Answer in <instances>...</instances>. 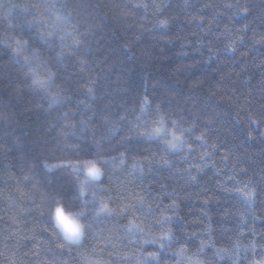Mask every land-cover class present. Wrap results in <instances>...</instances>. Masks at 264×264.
<instances>
[{"label":"trees","instance_id":"trees-1","mask_svg":"<svg viewBox=\"0 0 264 264\" xmlns=\"http://www.w3.org/2000/svg\"><path fill=\"white\" fill-rule=\"evenodd\" d=\"M157 121L160 138L138 135ZM102 138L127 153L97 164L113 177L98 185L83 165ZM54 188L83 194L57 205ZM85 204L94 230L123 242L94 241L70 264H136L140 235L117 223L129 219L157 238L149 251L175 237L164 264L264 256V0H0V264H51L49 208L82 222Z\"/></svg>","mask_w":264,"mask_h":264},{"label":"snow or ice","instance_id":"snow-or-ice-1","mask_svg":"<svg viewBox=\"0 0 264 264\" xmlns=\"http://www.w3.org/2000/svg\"><path fill=\"white\" fill-rule=\"evenodd\" d=\"M137 7H147L146 4L140 3L136 5ZM227 7H234L233 5L229 4ZM238 13L244 12L247 13L249 9L243 5H237ZM161 26H164L166 22L161 21ZM25 60H27V57H25ZM53 76L56 75V73H52ZM35 83H39V81H35ZM156 110L159 113L161 111V106L157 105ZM143 111V109H142ZM121 119H124L122 117ZM158 126L153 128L151 133H139L138 135L144 136L147 135L149 139L153 138H160L161 134L164 133L166 130L163 128V125L160 121L156 122ZM177 124V121L173 120L172 125L175 127ZM118 131V129L111 130L112 134H115V132ZM106 138H102L101 140H94V142L88 147L92 149L93 155L96 157L95 160H88L84 163L83 167L86 169L87 174L89 177L92 178V181H94L98 185H104V184H110L112 182L113 177L107 176V180L102 179V177L107 175V171L103 169L102 167H98L97 164L100 163L108 164V163H115L116 160L119 157L120 164H125V156L127 153V149L123 152H119L118 157L115 155H110V150L112 149L110 142H105ZM124 140H130L131 137L129 135H125L123 137ZM198 139H202V137H198ZM164 143L167 145L170 149H176L177 144L172 143L170 141L165 140ZM74 148L77 151L82 150V146L77 143L74 145ZM108 156V160H104L103 157ZM77 159H80L77 157ZM147 159V158H145ZM162 161L164 164H169L170 161L163 159ZM44 167H48L47 165H44ZM133 168H136L137 165L134 163L132 165ZM116 169L113 168V172ZM140 171H143L141 168ZM83 194L82 189H77L75 192H71L69 195H65L64 192L59 191L57 189H52L50 192L46 193L48 195L54 204H59V200H57V197H61L66 203H73L75 201H79L80 196ZM257 195L255 190L251 193H246V196L248 198H251L253 196ZM74 198V199H73ZM137 199L143 203V197H137ZM78 206V205H77ZM129 207L135 209V205L132 206H125L120 209L119 212H112L110 215L119 216L121 218H125L126 214L129 211ZM107 205L104 204L101 206L100 211H106ZM138 210V209H137ZM77 217L82 218L81 220L72 218L70 219L69 216L65 215L64 210L56 206L54 212L51 208H49L48 211V218L50 226L52 227L53 235H50L47 243L49 245V250L53 253L54 259L51 262V264H70V261L75 259L73 256V252L76 253L77 256H80L82 259H87L84 255L85 251L88 249L89 244H93V250H95L96 245L93 243L94 241H101L103 240L105 247H108V245H112L115 247L116 240H120L123 242V238H121L119 235L115 236V238L112 235H103L104 229H99V231L94 230V219L93 217L98 215V213H92L90 210H88L87 204L84 205V208L77 212L75 214ZM165 219H169L168 217H165ZM54 220V223L52 221ZM119 228L125 229V231L128 233L129 236L134 235L138 233L140 235V238L137 240L128 239L129 244H137L140 249H142V252L140 255L136 258V264H164V257L162 254V251L167 245L164 243L165 239L172 240L175 239L173 235H164L159 238V249L156 251H149L145 245H153L157 243V238L153 237L152 239H142V236L144 235V229L143 227H140L136 224L135 220L129 219L127 224H119ZM159 224H163V221H157ZM59 228L60 231L57 232L56 229ZM133 229H136V233L133 232ZM47 231V229H45ZM62 233V234H61ZM264 247V245H262ZM100 251H104V249H100ZM181 251H184V249H181ZM203 251V246L198 249V253ZM58 253V255H57ZM197 253V254H198ZM114 253L109 252L108 255L112 256ZM65 257L63 260L60 259V257ZM121 260L128 261L129 257L127 256H121ZM95 264H104L103 261H96ZM253 264H264V256L258 261H254Z\"/></svg>","mask_w":264,"mask_h":264},{"label":"rangeland","instance_id":"rangeland-1","mask_svg":"<svg viewBox=\"0 0 264 264\" xmlns=\"http://www.w3.org/2000/svg\"><path fill=\"white\" fill-rule=\"evenodd\" d=\"M64 213H65V212H64ZM65 215H67V214L65 213ZM67 216H69V215H67ZM69 218L72 219V217H70V216H69Z\"/></svg>","mask_w":264,"mask_h":264}]
</instances>
